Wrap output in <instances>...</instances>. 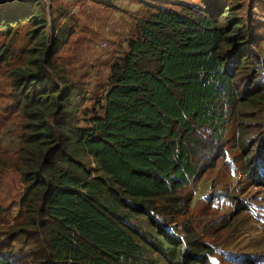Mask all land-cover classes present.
Returning <instances> with one entry per match:
<instances>
[{"label":"trees","instance_id":"1","mask_svg":"<svg viewBox=\"0 0 264 264\" xmlns=\"http://www.w3.org/2000/svg\"><path fill=\"white\" fill-rule=\"evenodd\" d=\"M142 1L149 13L89 105L56 62L71 25L49 19L40 0H0V66L24 53L8 72L21 133L0 142L16 151L21 210L43 233L40 264H228L193 227L189 186L224 157L237 118L250 174L264 184V62L249 9L241 14L239 0ZM23 25L30 44L18 53ZM7 238L0 264H21Z\"/></svg>","mask_w":264,"mask_h":264},{"label":"rangeland","instance_id":"2","mask_svg":"<svg viewBox=\"0 0 264 264\" xmlns=\"http://www.w3.org/2000/svg\"><path fill=\"white\" fill-rule=\"evenodd\" d=\"M183 1L200 3V0ZM239 1L244 5L241 14L250 11L255 25V51L264 62V0ZM40 3L49 19L66 21L74 30L56 62L66 68L73 81L84 86L89 95L87 104L91 105L108 88L110 66L126 52L140 17L149 13L147 3L142 0H40ZM27 29V25L20 26L15 35L18 53L30 44ZM23 54L14 55L11 65L0 66V135L8 130L21 133L8 72L23 63ZM254 61L258 67V59ZM258 68L264 78V69ZM262 121L264 117L259 122ZM251 123L244 126L248 128ZM242 133L238 118L229 122L223 140L224 157L216 158L213 166L204 168L200 178L191 181L193 202L189 214L193 227L220 249L221 262L238 264L243 257L234 258L235 254L229 253L242 251L255 264H264V184L250 174L239 142ZM16 156L14 148L6 145L4 148L0 142V237L5 241L7 236L14 238L6 249L13 251L21 264H40L45 258L39 242L41 239L43 244V233L29 226L31 218L21 210L25 184L15 167Z\"/></svg>","mask_w":264,"mask_h":264}]
</instances>
